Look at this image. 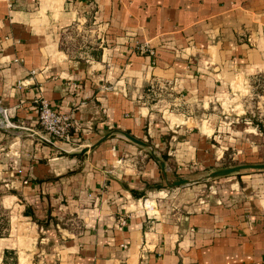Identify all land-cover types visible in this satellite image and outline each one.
Masks as SVG:
<instances>
[{
  "label": "crops",
  "instance_id": "1",
  "mask_svg": "<svg viewBox=\"0 0 264 264\" xmlns=\"http://www.w3.org/2000/svg\"><path fill=\"white\" fill-rule=\"evenodd\" d=\"M262 78L264 0H0V264H264Z\"/></svg>",
  "mask_w": 264,
  "mask_h": 264
},
{
  "label": "built area",
  "instance_id": "2",
  "mask_svg": "<svg viewBox=\"0 0 264 264\" xmlns=\"http://www.w3.org/2000/svg\"><path fill=\"white\" fill-rule=\"evenodd\" d=\"M71 2H83L84 0H70ZM92 20V18H90ZM88 20L83 25V29H79V26H72V31H69L72 41L78 47H81L86 43L85 37L86 32H93L92 22ZM143 53H152L150 47L146 44L139 46L138 48ZM0 118L6 127L12 125L8 121V110L0 107ZM38 121L44 133L65 142H71L74 133L80 131V127L75 122L71 115L63 114L53 110L51 104L46 99H42L38 102ZM146 203V208L150 209V206ZM128 218H120V225L123 227L127 224Z\"/></svg>",
  "mask_w": 264,
  "mask_h": 264
},
{
  "label": "rangeland",
  "instance_id": "3",
  "mask_svg": "<svg viewBox=\"0 0 264 264\" xmlns=\"http://www.w3.org/2000/svg\"><path fill=\"white\" fill-rule=\"evenodd\" d=\"M259 84H258V86H257V84L254 85L253 88L250 89V91L245 90V93H243V94H245V95L247 94L250 96L245 98L243 100V102L242 101L241 102L240 101L239 102H236V101L229 102V103H235L236 102V105L238 106V109H236V110H238L239 116L231 117L230 115H227V114L220 115L219 119H220L221 123H226V122H230L233 120V121H235V122L237 121V122H239V124H241L242 120L246 118V119H250V121H255L254 123H259L260 125H262V123H260V119L264 120V78H262L260 80ZM242 103L244 105L245 110L248 111L247 114L249 117H247V116L242 117L240 115L241 112H243V110L241 109ZM218 106H220V105H218ZM223 108L225 111L230 110L228 103H224ZM220 109H221V107H220ZM227 112H228V114H230V111H227ZM204 120L207 122L211 121L209 119V116L206 117ZM8 214H9V212L5 213L4 216H2V222L3 223L8 222V220H9Z\"/></svg>",
  "mask_w": 264,
  "mask_h": 264
},
{
  "label": "water",
  "instance_id": "4",
  "mask_svg": "<svg viewBox=\"0 0 264 264\" xmlns=\"http://www.w3.org/2000/svg\"><path fill=\"white\" fill-rule=\"evenodd\" d=\"M126 137L130 141H132V142H134V143H136L138 145L147 147V144H145L142 141H139V140H137V139H135V138H133V137H131L129 135H126ZM87 151L88 150H85L84 153H86ZM156 159L160 162L161 167L163 169V172L166 173V165H165V163L160 161L159 158H156ZM243 170H264V164H262V165H242V166L224 168V169H220L218 171H215V172L211 173L208 178L210 180H214V179H217V178L227 177V176H230V175H233V174H236V173H240ZM189 183H190V181H188V180H179L177 182H174L173 186L178 187V186H183V185H186V184H189Z\"/></svg>",
  "mask_w": 264,
  "mask_h": 264
},
{
  "label": "bare ground",
  "instance_id": "5",
  "mask_svg": "<svg viewBox=\"0 0 264 264\" xmlns=\"http://www.w3.org/2000/svg\"><path fill=\"white\" fill-rule=\"evenodd\" d=\"M1 116V115H0ZM2 120V118H0Z\"/></svg>",
  "mask_w": 264,
  "mask_h": 264
}]
</instances>
